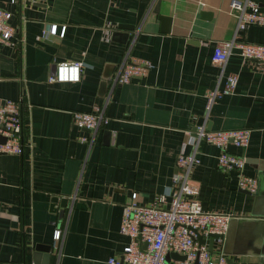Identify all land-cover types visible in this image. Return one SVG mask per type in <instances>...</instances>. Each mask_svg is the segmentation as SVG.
I'll use <instances>...</instances> for the list:
<instances>
[{
  "label": "crops",
  "instance_id": "obj_1",
  "mask_svg": "<svg viewBox=\"0 0 264 264\" xmlns=\"http://www.w3.org/2000/svg\"><path fill=\"white\" fill-rule=\"evenodd\" d=\"M230 0H0L14 34L0 42V100L20 99V154H0V259L21 264H108L127 243L118 232L132 191L167 206L187 130L247 128L242 172L257 193L237 188L236 172L217 168V149L200 141L189 177L203 210L231 213L222 252L231 264H264V65L232 50L212 60L213 45L235 37L264 44V26L236 28ZM243 1V0H239ZM264 12V0H251ZM55 24V35L43 31ZM131 25L120 29L118 25ZM62 35L58 36L59 32ZM126 35V38L123 35ZM145 60V75L111 85L117 67ZM80 60L76 83H48L54 64ZM91 65V67H86ZM237 77L231 94L205 111L204 95ZM106 81L101 89L100 83ZM103 110L87 134L71 111ZM67 200L60 212L50 197ZM55 228L59 241H52Z\"/></svg>",
  "mask_w": 264,
  "mask_h": 264
},
{
  "label": "built area",
  "instance_id": "obj_2",
  "mask_svg": "<svg viewBox=\"0 0 264 264\" xmlns=\"http://www.w3.org/2000/svg\"><path fill=\"white\" fill-rule=\"evenodd\" d=\"M15 0H10L14 3ZM229 8L234 11L236 28L243 29L246 25L264 26V12L257 8L251 0H230ZM11 13L0 7V42L7 44L14 34V28L9 24ZM57 27L52 24L44 34L55 35ZM59 32L58 36L62 35ZM232 50L246 60L256 61L264 65V44L248 43L232 37L228 40L217 41L213 45L212 60L218 64L225 62ZM84 63L80 60H64L54 64V71L48 75V83H76L80 79V72ZM149 64L145 60L127 62L123 59L117 67V73L111 79V85L128 83L135 78L145 75ZM237 77L229 73L225 76L221 88L208 90L205 95L204 109L208 111L214 101L222 95L231 94L235 88ZM21 100H0V154H20L22 150ZM71 123L87 134L79 136V141L90 143L93 133L107 120L103 110L71 111ZM185 144L192 147V152L184 153L180 150L176 156V173L171 177V194L167 206L164 195H157L148 205L137 202V194L132 191L129 200L123 204V213L119 222L118 232L127 237V243L120 252L108 259V264H227L222 252L224 234L227 229L231 213L222 211L203 210L198 201L197 184L190 179L189 172L198 159L194 150L200 141L207 142L217 149V168L221 171L236 172V186L239 189L253 192L257 185L255 177L244 175L242 172L244 157L227 151V145L244 148L248 144L249 129L233 128L209 130L204 125H196L187 130ZM217 235L212 239L211 250L207 249L210 235ZM61 230L55 228L52 241H59ZM197 236L203 239L199 243ZM170 253L183 256L175 259ZM167 257V259H166ZM0 264H21L19 262L1 260Z\"/></svg>",
  "mask_w": 264,
  "mask_h": 264
},
{
  "label": "water",
  "instance_id": "obj_3",
  "mask_svg": "<svg viewBox=\"0 0 264 264\" xmlns=\"http://www.w3.org/2000/svg\"><path fill=\"white\" fill-rule=\"evenodd\" d=\"M118 28L120 29H131L132 26L131 25H125V24H121V25H118ZM124 38H126V35L124 34L123 35ZM106 84V81H102L100 83V88L102 89ZM4 140L3 137L0 136V142H2ZM257 193V190H255L254 194ZM67 200L65 198H61V199H58V197L56 196H51L50 197V207H51V210H54V211H57L60 212L63 210V208L65 207V204H66ZM217 237V235H210L209 238H208V242H207V249L208 250H211V244H212V239ZM197 240L199 243H203V239H201L200 237L197 236ZM169 256L175 258V259H183V256H180V255H177L175 253H170ZM167 259V257H166ZM226 262L227 264H231V261L229 259H226Z\"/></svg>",
  "mask_w": 264,
  "mask_h": 264
},
{
  "label": "clouds",
  "instance_id": "obj_4",
  "mask_svg": "<svg viewBox=\"0 0 264 264\" xmlns=\"http://www.w3.org/2000/svg\"><path fill=\"white\" fill-rule=\"evenodd\" d=\"M86 67H89V68H90V67H91V65H87Z\"/></svg>",
  "mask_w": 264,
  "mask_h": 264
}]
</instances>
